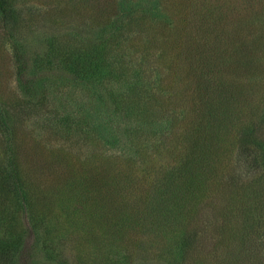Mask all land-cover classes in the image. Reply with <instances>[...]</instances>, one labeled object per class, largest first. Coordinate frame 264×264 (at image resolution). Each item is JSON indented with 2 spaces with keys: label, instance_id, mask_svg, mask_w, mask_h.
<instances>
[{
  "label": "trees",
  "instance_id": "1",
  "mask_svg": "<svg viewBox=\"0 0 264 264\" xmlns=\"http://www.w3.org/2000/svg\"><path fill=\"white\" fill-rule=\"evenodd\" d=\"M81 1L92 11L83 19H91L93 24L75 25L62 42L47 39L44 48L32 50L31 45L13 35L18 21L13 0H0V30L11 41L19 90L38 107L52 104L55 112L62 107L56 113L62 119V127L57 126L62 138L78 134L76 130L83 135L98 132L97 124H93L92 131L88 128L85 108L92 111L93 120L102 122L104 129L113 133L112 144L119 145L123 137L139 138L137 134L148 133L160 123L154 99L163 97L161 104H175V96L186 91L188 85L195 88L185 96L194 101L205 125L190 129L185 153L175 165H166L156 180L147 177L149 183L142 184L147 192L135 198V178L128 176L122 186L124 177L109 171L78 175L73 170L57 189L48 187L44 194L33 196L22 178L10 137L5 168L0 172V264H37L34 262L39 255L49 263L58 260L66 264L59 257L63 249L52 244L54 237H59L55 221L60 214L57 216L55 205L66 216L81 210L87 215V237H83L93 251L80 242L85 250L82 264H264V128L259 140L254 139V124L244 126L243 114L237 111L242 95V103L250 106V119L255 118L264 97L260 96L254 105L255 99L250 97L253 87L243 84L244 77L240 82L223 77L229 65L234 74L243 75V70L261 69L264 60L258 58V65L257 59L238 57L244 50H238L240 40L225 28L228 14H223L222 4L209 3L211 0L179 1L183 14L177 19L170 16L171 9L176 8L175 0H153L148 6L144 2L140 10L133 0ZM72 2L62 0L71 12L80 13ZM249 20V26L255 27L264 22V17ZM179 21L182 26L171 29L172 23ZM89 29L93 35L87 34ZM155 32L162 33L160 48L156 45L160 36L156 37ZM144 34L141 49L135 36ZM229 45L236 46L230 56L237 54L234 61L221 58ZM255 47L254 52L264 50V37ZM134 53L136 58L130 56ZM151 56L159 57L167 78L161 70L159 77L157 69L156 80L147 86L141 75ZM128 57L132 59L130 75L127 72L131 66L125 64ZM183 71L188 81L180 86ZM117 74L124 79L118 80ZM143 85L146 88L142 89ZM61 86L57 98L54 92ZM145 95L150 101L144 100ZM47 97L57 100L48 103ZM56 102L59 105H53ZM4 105L0 102V126L7 131L9 111ZM169 120L165 128L170 131ZM238 123L242 128L235 136L241 137L237 142L241 143L238 149L243 150L241 158L235 152L236 141L226 138L234 132L231 126ZM134 149L138 156L148 154L141 148L140 152L139 147ZM165 149L170 151V147ZM66 155L62 150V162L65 156L64 162L73 167ZM126 157L138 162L133 156ZM153 159V163L141 166L144 173L156 169ZM239 160L245 173L238 168ZM52 197H58L57 204L50 203Z\"/></svg>",
  "mask_w": 264,
  "mask_h": 264
},
{
  "label": "rangeland",
  "instance_id": "2",
  "mask_svg": "<svg viewBox=\"0 0 264 264\" xmlns=\"http://www.w3.org/2000/svg\"><path fill=\"white\" fill-rule=\"evenodd\" d=\"M72 1L73 6L76 8V10L79 9L78 12L80 13L71 12L70 8L66 7L65 4H62V0H13L18 14V21L16 22L13 35L15 34V37L17 36L23 42H27L29 45H31L32 50H34L44 48L46 46L47 39L55 42H62V38H66L68 36V32L75 25L80 27H88L89 23L92 25L93 23H91V19L90 22L83 19L85 15L89 14V10L92 12L91 9H87V6L83 5L81 0ZM124 1L127 3V0ZM149 1L153 2V0H133L134 4L136 3V5L139 3V5L136 7L138 10L144 7V2L146 6H148ZM175 1L176 2L174 5L176 8H172V4L167 5L168 7L172 8L170 11L172 12V15L170 16H173L172 18L176 16L177 19L181 14H183V12L180 8L179 1L181 0ZM163 2L165 3L166 1L163 0ZM209 3L222 4L223 14H228L229 20L227 24L226 22L224 23L225 28L226 30L227 28L228 30H231L230 36H233L235 33L234 39L240 40L238 44H236L239 46L238 50H244L241 51L238 57L241 56L242 59L247 57L254 60L257 59L258 65H260L261 61L264 60V50L261 49L262 52H259V50L256 52L254 51L258 39L264 37V34H262L264 22H261L260 25L256 24L255 27H250L248 23H250L249 19L256 20V18L259 16L264 17V0L261 2L260 0H211ZM244 22H246L247 25ZM175 26L177 30V28L182 26V23H180V21L173 22L171 29H173ZM153 31L154 30H152V32ZM87 32V34L91 35L94 33V31L91 32L90 29ZM163 32L165 33V31ZM170 34L171 37H173L172 33ZM154 35H156V37L160 36V40L156 42V45L160 48L162 43V33L155 32ZM144 37H146L145 34L142 36H135L136 45L141 49L144 48L142 47L144 44ZM121 39L122 36L120 40ZM227 39L230 40L229 38ZM235 50L236 46L233 47L229 45L227 47V51L221 54V58L224 59V61L226 59H231L234 61L238 58L237 54L233 55L235 58L230 56L235 52ZM169 53L170 52L168 51V54ZM134 54V56H130L136 58L137 54ZM123 57V54L120 53V58L123 59ZM130 60L132 61L131 57H128L125 63L131 66L129 72H127L129 74L127 75L132 74V65H130ZM15 63L16 62L11 41L9 38L3 35L2 31L0 30V102H4L5 108H7L9 111L7 124L8 132L5 130V128L0 126V172L5 168L4 156L7 150V144L10 142L8 140L11 137V142H13L14 151L22 172V178L25 185L28 187V192L33 196H37V194H44V191H46L45 189L48 187L54 188L56 186L55 188L57 189L61 181L71 174V170H73L74 173L78 175H85L88 171L93 174H101L109 171V173L117 174L122 178L124 177V179L120 181L122 186L124 185L123 181H125V179L129 176L135 178L136 180L135 185L133 186V197L135 198L138 195L145 194L147 189H145L143 185L149 183L147 177H151L149 180H156L162 175L164 169L167 168L166 165H175L178 157L181 155V153H185V148H187V146L190 144L187 139L190 129H195L199 126L203 127L205 125L202 123L203 118L198 117L197 115L198 111L195 109L196 106L194 105V101L191 103L185 96L187 93L190 95V92L194 91L195 88V86L189 87L188 85L186 90L187 92L182 91V88H180L182 93H178V89H176V93H178V95L175 96V104H167L169 106H166V103L161 104V102L164 100L163 97H157L154 99V103L156 104L155 113L159 111L157 114L159 115L158 119H161L158 121L160 123L157 124V128L152 129V131L148 133L137 134L139 138H135L136 140L123 137L119 145L112 144L113 133H108L104 129L102 122L100 123L97 120H93L92 117H90L92 111L87 108H85V114L87 115L85 120L88 122V128L92 131L93 124H97L99 125L97 127L99 128L98 132L94 130V132L89 133V135H83L82 133H79L78 130H76L78 134H74L71 137L68 135L69 139H63L62 130L57 127H62V119H60V115L56 114L61 112L62 107H59L57 112H55L56 109L51 110L52 104L44 107H38L36 104L32 103V101H28L19 90ZM145 63L146 64H144V68L146 69L141 75L143 84L145 81L147 82L148 86L150 83L156 80L158 73L157 69H159V77L163 75L165 78H167V73L164 71L166 69L163 67L159 57L151 56V58H149ZM256 63V61L253 62V64ZM133 64L135 65L134 62ZM262 69H264V65L259 70L253 69L252 72L250 69L243 70L242 72L244 74L242 75L241 72H239L238 75V73L234 74V68L229 65L227 71L225 70V75H221L228 80L236 81V79H239V82L244 77L243 84L253 87L250 92L252 96L250 97L255 99V105L256 100L259 99L260 96L264 97V70ZM117 75L118 80L121 81L124 79L123 75L121 78L119 74ZM180 79H182V81L179 80V83H181L180 86L185 85V82L188 81V75L185 73V71L182 72ZM120 85L123 86L121 83ZM152 87L155 89V83L152 85ZM143 88L146 87L143 85L142 89ZM53 89H51V91ZM61 89L62 86L59 89H56V92H54L57 94V98H60ZM243 90L247 91V89L244 87ZM151 96L153 97V95ZM240 97L241 103L238 104L237 109L239 110L237 111L239 114H243V116H241L242 124L247 126L249 123H253L257 131V136L254 137V139L259 140L260 136L258 137V135L264 128V105L260 104L256 117L250 119V106H248V104H243L242 95ZM148 99V96L144 98L145 101ZM56 100L57 99H53L52 97H47L45 102L50 103V101ZM53 105L59 104L56 102ZM87 105L88 104H86V106ZM89 106L90 105H88V107ZM168 120L171 124L170 131L165 128L166 121ZM82 124L86 126V124ZM240 124L241 123L231 126V129H233L234 132L233 134H228L229 136H226L228 141H236L237 149L235 152L239 154V158H241L243 155V150L238 149L239 146L241 147V143H237L240 142L239 139L241 137L236 138L238 134L237 132H239L242 128V126L239 128ZM237 126L239 129L236 131L235 127ZM57 128L61 131L57 130ZM134 147H139V149L141 148L143 152L148 153L147 156H138L139 153L136 152L134 154ZM166 147H170L169 152L165 149ZM141 149L140 152H142ZM62 150L68 154L66 156L69 158V162L74 165L73 167L70 166L68 162H64L66 159L65 156H63L62 162ZM134 155L137 157L135 158ZM126 156H133V158L138 162L133 163V161L131 159L128 160V157ZM153 158L156 159V169L150 173H144L141 170V168H143L141 166L144 164V162L148 163L149 161H152L153 163ZM235 161L236 160L233 158L234 163ZM238 164H240L238 168H240V170L243 169L242 172L245 173L244 169L246 168H244V164L241 162V160L238 161ZM51 191L54 190L51 189ZM50 203L57 204L58 197H52ZM78 209H80L79 205ZM54 210L57 212V216L60 214V217H57L56 221L54 220L57 224V227H59L58 232H56V235H59V237H54L52 244L59 246L60 250L63 249L64 254L60 253L61 255H59V257H62L60 261L62 262L63 259L66 264H82L85 252V250L82 251V246H85L86 250H92L91 243H89L84 238L87 237L85 234V217L87 215L83 214L81 210L77 211L76 214H70L66 216L63 214V210L62 213L61 211L59 212L60 209L57 207V205H55ZM50 221L51 220H49V222ZM87 234H90V232ZM132 236L134 240L137 239L136 235L133 234ZM96 239L98 240L97 233ZM81 241L83 242L82 244L85 243L82 246L80 245ZM94 255L95 253L93 252L92 257L95 258ZM39 256L36 257V261L34 263L60 264L58 260L52 261L53 263H49L42 256ZM137 264L139 263L137 262Z\"/></svg>",
  "mask_w": 264,
  "mask_h": 264
}]
</instances>
